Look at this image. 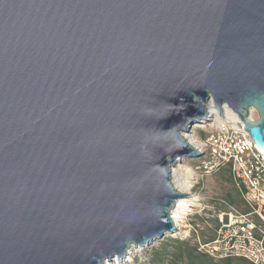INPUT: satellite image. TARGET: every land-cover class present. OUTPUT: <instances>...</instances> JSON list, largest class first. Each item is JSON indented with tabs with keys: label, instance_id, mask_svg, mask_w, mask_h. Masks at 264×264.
Returning <instances> with one entry per match:
<instances>
[{
	"label": "water",
	"instance_id": "95a60500",
	"mask_svg": "<svg viewBox=\"0 0 264 264\" xmlns=\"http://www.w3.org/2000/svg\"><path fill=\"white\" fill-rule=\"evenodd\" d=\"M209 101L264 155V0H0V264L176 231L171 171L202 155L182 133Z\"/></svg>",
	"mask_w": 264,
	"mask_h": 264
},
{
	"label": "built area",
	"instance_id": "2783aa9c",
	"mask_svg": "<svg viewBox=\"0 0 264 264\" xmlns=\"http://www.w3.org/2000/svg\"><path fill=\"white\" fill-rule=\"evenodd\" d=\"M224 107L227 105L221 106L219 119L209 113L202 122L210 130L199 142L202 155L194 170L202 177L226 168L247 210L228 205L217 215L213 237L200 240L196 233L194 240L199 251L214 259L241 257L264 264V155L255 148L237 114ZM249 114L254 118L253 109Z\"/></svg>",
	"mask_w": 264,
	"mask_h": 264
},
{
	"label": "rangeland",
	"instance_id": "374dc122",
	"mask_svg": "<svg viewBox=\"0 0 264 264\" xmlns=\"http://www.w3.org/2000/svg\"><path fill=\"white\" fill-rule=\"evenodd\" d=\"M209 130L208 124L195 123L187 134L199 143ZM198 161L197 157H185L177 161L195 172L190 191L198 197L195 205L190 207L191 212L188 211L179 221V228L150 244L129 248L125 257L114 258L112 261H108L109 264H188L186 259L173 261L175 247L172 239L188 240L192 244L196 233L200 240L211 238L217 226V215L220 211H226L228 205H233L241 211L245 209L242 197L230 174L226 170L220 169L208 176H197L198 173L194 169ZM162 243L164 246H161ZM230 264L240 263L233 260Z\"/></svg>",
	"mask_w": 264,
	"mask_h": 264
},
{
	"label": "bare ground",
	"instance_id": "6f19581e",
	"mask_svg": "<svg viewBox=\"0 0 264 264\" xmlns=\"http://www.w3.org/2000/svg\"><path fill=\"white\" fill-rule=\"evenodd\" d=\"M227 107H224V108H227ZM206 109H207L208 113L214 114V119L220 118L219 117L220 113L214 107V105L212 104L211 101H209L206 104ZM187 133H189V132H183L182 135L193 146V148L200 151V149H199L200 144L197 143L195 140L191 139L190 135ZM183 158H185V157H183ZM177 161H179V160H177ZM177 161H176V163H177ZM171 175H172V180H173V184L175 185V187L179 191L186 193V195L184 197H181L176 201V204L171 211V216L173 218V221H174L176 227L178 228L179 221L189 211L190 207L192 205H195V203L198 200V197L196 195L192 194L190 191L192 183H193L192 180L195 178V172L192 171L191 168H189L183 164L177 163L172 168ZM105 264H109V262L107 261V263L105 262Z\"/></svg>",
	"mask_w": 264,
	"mask_h": 264
},
{
	"label": "trees",
	"instance_id": "16d2710c",
	"mask_svg": "<svg viewBox=\"0 0 264 264\" xmlns=\"http://www.w3.org/2000/svg\"><path fill=\"white\" fill-rule=\"evenodd\" d=\"M222 170H226L228 172L226 168H222ZM246 210L247 208L245 207L243 211L241 210L240 211L245 212ZM172 242L175 247L174 248L175 252L173 251V255H174L173 261L175 262H177L178 259L179 260L186 259L188 264H230L233 260H235L239 262L240 264H252L248 260L241 258V257L214 259L211 256L207 255L206 253L199 251L195 240L192 242V244H190L188 240H179V239H172ZM161 246H164V243H162Z\"/></svg>",
	"mask_w": 264,
	"mask_h": 264
}]
</instances>
